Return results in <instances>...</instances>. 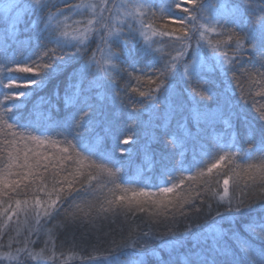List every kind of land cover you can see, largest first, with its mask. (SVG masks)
<instances>
[{
  "label": "snow or ice",
  "instance_id": "snow-or-ice-1",
  "mask_svg": "<svg viewBox=\"0 0 264 264\" xmlns=\"http://www.w3.org/2000/svg\"><path fill=\"white\" fill-rule=\"evenodd\" d=\"M29 13L30 37L18 40L13 22L0 39V249H8L0 259L53 260L56 239L48 225L62 221L73 241L79 235L103 249L82 257L84 264H121L126 254L176 264L172 253L189 239L194 251L184 264H264V124L249 118L245 89L256 84L264 92V0H0V19ZM121 16L138 20L139 28L113 27ZM97 34L108 48L103 64L88 50ZM137 35L144 41L141 60L152 70L142 67L138 86L121 88L127 69L119 65L130 55L124 38ZM157 43L170 49L167 56L157 55ZM50 86L51 95L39 94ZM129 88L141 98L132 107L148 114V141L140 149L149 157L147 169L133 173L131 149L139 141L119 130L117 116ZM257 119L264 121V110ZM218 121L227 125L225 136L205 140L203 123ZM153 143L162 146L158 157ZM210 149L222 154L205 165ZM257 158L259 164L238 162ZM141 215L148 217L147 231H89L97 222ZM178 220L183 231L169 226ZM37 242L53 255L34 252L30 245Z\"/></svg>",
  "mask_w": 264,
  "mask_h": 264
},
{
  "label": "trees",
  "instance_id": "trees-1",
  "mask_svg": "<svg viewBox=\"0 0 264 264\" xmlns=\"http://www.w3.org/2000/svg\"><path fill=\"white\" fill-rule=\"evenodd\" d=\"M83 0H73L74 3H80ZM132 2L140 3L142 0H130ZM212 2V0H210ZM2 15V14H0ZM74 19H82V17L77 16L74 17ZM32 21V14L29 13L28 17H23L17 22L18 24V37L17 39L20 41L26 40L28 37L32 35L31 32H29L28 25ZM71 23V21H69ZM9 25V19H0V39L3 38V35ZM2 37V38H1ZM99 35H95L94 39H92L88 43V50L90 52V55H92L94 52L98 53V49L96 50V47H99V44L97 42ZM124 39L127 40V48L130 52L129 56H125L123 58V62L119 65L120 68L127 69L126 72L121 73V79H120V86L121 88H126L127 85H130L131 87H136L137 81L135 77L142 76L143 73L140 71V69L143 67L145 71L151 72L152 66L149 65L148 60H141V48L144 44V41L140 39L138 36L136 39H129L125 37ZM160 44H154L153 48H157ZM162 52L157 53V55L161 56H167L170 49L168 47H161ZM20 47L16 44L12 45L11 52L18 53L20 51ZM114 52L118 51V47L113 48ZM205 50H207V47L205 46ZM29 53L25 52V56H27ZM174 54V53H173ZM231 55V53H230ZM19 59H23V57H19ZM248 57H245V60H248ZM135 62V63H133ZM145 65H148V67H145ZM259 67V65H257ZM92 72H96L95 66L92 67ZM129 73H131V78L129 76ZM239 75V73H238ZM243 80L244 78L241 77ZM193 87H196V84L193 83ZM245 89L250 90V96L247 100V112L249 115V118L253 121V123L259 127L261 124H264V121H260L257 119V116L259 113L264 110V92H262L259 85L253 84L249 86V84H245ZM141 90H143V87H141ZM52 93V87L50 86L48 89H46L44 92L39 93L41 96L45 95H51ZM238 94V93H237ZM63 96V85H61V97ZM121 96L124 98L125 103L121 105H117V116L119 119L118 128L120 131L125 132V134H132L134 138L138 139V143L131 149L132 156H131V165L129 168V172L133 173L138 169H147V160L149 157H147L143 152L140 151L143 144H145L148 141V137L145 134V126L144 121L147 120L148 114L147 113H141L136 108L132 107L133 103L138 102L141 98L136 94L132 93L130 91V88L128 89V96H124L123 93H121ZM197 99L199 97L197 96ZM190 102L191 97H189ZM52 103L55 105H59L61 108L63 107L62 99H57L55 96L52 97ZM204 104L212 106L213 101L205 100L203 101ZM187 104V102H186ZM45 108H47V105H45ZM24 115H27L25 113ZM187 116V114H185ZM17 118H20L19 114ZM10 122H15L10 121ZM176 125L173 124L172 130H175ZM203 127L206 129L204 139H212L213 143H215V137H224L226 132L228 131L227 125L224 121H218L216 122L215 126H212L211 123H203ZM61 139V138H58ZM231 139H236L235 134L231 137ZM247 138L244 137L243 132L241 131L240 135V143L242 150H246L248 147V144L246 142ZM152 149L155 153H157V157L159 152L162 150V146L160 144L153 143ZM211 156L204 158V164H208L211 162H214L215 158L218 157L219 154L222 153H216L214 150L210 149ZM189 159L191 158V152L188 153ZM242 165H246L249 163L252 164H259L260 160L259 158L255 160H242L238 161ZM196 169H193V172ZM146 176L153 175V172L151 171H145L144 173ZM189 173H185L187 175ZM180 173H176L177 179L179 178ZM142 186V185H138ZM55 226L53 224H49L48 227L52 230V233L54 235V238L56 239V248H55V256L54 259L51 261H35L31 258H23L24 264H84V260L82 257H87L88 255H99L100 251L103 249L95 245L94 240H88V239H81L79 238V235L77 236V239L73 241L72 234L70 232H66L65 228L63 227L62 221L54 222ZM137 226H140L143 228L144 231L148 230V227L151 226L148 220V217L146 216H140L139 218L135 219L132 222H126L123 220V218L117 220L115 224H110L109 222H97L94 226L89 227V231H95L97 229L107 231L109 227L111 228H121L123 227L125 231H127L129 228H135ZM169 226L174 227L176 230L183 231L185 224L182 220L176 221L174 224H171ZM227 227V225H224ZM160 230H164L163 226L160 227ZM14 235V233H12ZM33 239H36L33 237ZM47 239L46 235L41 236V240ZM95 246V247H94ZM31 249L34 252H40L41 249L44 250L45 256H51L53 255V252L51 250V247L45 248V245L42 242H37L36 244L30 245ZM153 248H156V245H153ZM7 248L0 249V252H7ZM146 252H151L150 249H145ZM190 251H194L192 247V241L189 239L185 247L180 248L176 252L172 253V255L175 257L176 264H184V257L187 253ZM158 256L162 257L164 260H167L169 258V252L165 250H157ZM144 259L145 264H160V260L157 258V255L148 254L145 257H136L132 255H124L121 257V263L122 264H139V260ZM1 261V259H0ZM4 260L0 263H3ZM13 264H17V262L12 261Z\"/></svg>",
  "mask_w": 264,
  "mask_h": 264
},
{
  "label": "rangeland",
  "instance_id": "rangeland-1",
  "mask_svg": "<svg viewBox=\"0 0 264 264\" xmlns=\"http://www.w3.org/2000/svg\"><path fill=\"white\" fill-rule=\"evenodd\" d=\"M82 2L84 3H96L98 2V0H83ZM115 3L117 4H120V3H127V2H132L130 0H114ZM81 3V2H80ZM14 16L15 14H13V19H9V24L15 22L17 23L19 20H15L14 19ZM86 16L87 17H91V10L89 9L88 12L86 13ZM125 24L129 25V27H135V28H139V21L138 20H135V19H125L121 16L120 18V22L117 23L116 19L114 18L112 20V26L113 27H123ZM99 35V34H98ZM140 39H142V37H140L139 35H137ZM2 38V37H1ZM94 39V36H90V40L89 42ZM109 39H112L111 37H109ZM157 40L159 39L158 37L156 38ZM143 40V39H142ZM97 42L99 44V47H96V50L97 49H100L98 51V53L94 52L93 54L95 55V59L100 62L101 64L104 63V61L107 59V52H108V48L105 44H103L100 40V38L98 37L97 39ZM159 44V43H157ZM161 47H167L166 45H163V44H160L157 48H161ZM114 52V50H113ZM4 260L3 263H0V264H13L12 261H9V260H6V259H1L0 262H2ZM47 264H50V263H47ZM122 264V263H121Z\"/></svg>",
  "mask_w": 264,
  "mask_h": 264
}]
</instances>
